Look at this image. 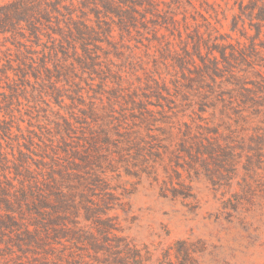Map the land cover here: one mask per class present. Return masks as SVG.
I'll return each instance as SVG.
<instances>
[{"label":"trees","instance_id":"1","mask_svg":"<svg viewBox=\"0 0 264 264\" xmlns=\"http://www.w3.org/2000/svg\"><path fill=\"white\" fill-rule=\"evenodd\" d=\"M199 2L0 0V53L4 39L18 47L21 27L39 40L38 25L49 22L52 14L61 15L62 10L72 15L80 12L79 19L72 24L76 30L72 37L62 30L54 34L67 42L68 38L73 39L71 49L76 50L77 64L85 71L103 74L99 77L100 90L93 91L100 97L99 102L89 104L85 97L90 95L85 96L82 87L71 80L69 94L56 91L53 84L49 85L51 81L38 84L43 87L41 90H27V80L39 79L42 72L54 80L55 72L48 68L49 64L57 69L59 77L65 75V70L49 62L48 56L59 54L56 47L43 46L45 51L37 66L29 64L27 58L20 61L18 70L11 62L4 72L0 70L4 76L12 72L26 84L23 90L8 85L1 95L0 162L6 167L11 163L2 140L12 139L13 125L20 133L14 137L23 143L19 142V158L13 167L19 187L5 182L0 188V211L5 212L0 214V233L26 227L25 234L17 235L18 244L11 245L20 248L18 245L24 244L41 251L42 254L33 253L35 257L41 256L37 264H152L153 254L125 235L118 213L128 212L129 198L144 175L159 181L157 165L167 154L170 170L161 186L164 196L174 198L194 197L190 175L202 169L215 179L228 167L238 168L244 158L248 170L262 164L264 132L259 129L264 123V0H241L240 15L235 20L245 22L246 17L256 19L258 24L254 35L246 26L240 30L233 25L230 31L236 37L222 34L217 26L219 21L216 19L214 24L204 16L198 9ZM115 28L123 37L153 28L147 47L155 61L156 74L150 72L144 81L138 78V84H134L112 63L104 67L98 62L92 47L97 43L112 45ZM160 29L166 30L173 42L168 35L158 37ZM154 43L158 46H152ZM120 50L116 49L115 57L123 62L128 60L129 69L133 68L134 56ZM67 70L66 77L73 79V70ZM161 71H165V76L159 79L156 75H162ZM130 85L134 86L132 90H128ZM31 97L36 104H47L49 97L67 98L72 109L81 106L79 112L88 125L76 132L80 117L70 111L67 118L53 109L51 115L47 111L42 116L56 127L60 137L57 147L46 146V156L41 167H37L45 169L42 179L29 166L30 155L22 147L30 151L35 139H41L36 128L43 126L28 122L24 130L18 124L24 121V113L18 110L19 115L15 114L16 104L20 106L22 98L29 101ZM149 99L159 103L155 110L145 104ZM117 107H130L131 113L116 119ZM37 111L40 114L45 110L37 107ZM72 135L78 137L74 144ZM12 155L16 157V152ZM54 155H64L67 164L62 165ZM46 159L53 166L48 167ZM198 251L193 242L179 241L159 256L158 264H199Z\"/></svg>","mask_w":264,"mask_h":264},{"label":"rangeland","instance_id":"2","mask_svg":"<svg viewBox=\"0 0 264 264\" xmlns=\"http://www.w3.org/2000/svg\"><path fill=\"white\" fill-rule=\"evenodd\" d=\"M245 2V5H247L248 2ZM240 3L241 0H200L198 9L204 16L210 18L214 24H216V19L219 21L217 26L222 34L236 37L237 35L230 31L232 26L235 25L240 30H243V27L246 26L249 33L254 35V27L258 24L256 19L249 20L244 17L245 22L240 19L238 21L235 20L240 15ZM80 16V12H75L72 15L65 10H62L61 15L58 13L52 14L49 22H43V24L38 25L39 40L21 27L19 29L21 37L17 41L19 42L18 47L5 43L6 40L4 39L1 42V51L3 52L0 53L1 72L5 71L10 62L18 70L22 65L20 61L24 62L27 58L30 59L29 64L34 63V66H37L40 61L39 58L43 57V52L45 51L43 46L56 47L59 54H54L53 57L48 56L50 58L49 62H53L58 69L62 68L65 70V75L59 77L60 75L56 73L57 69L49 64L48 68L55 72L54 80L48 79L47 75L42 72L39 79L30 78L27 80L29 83L27 90L30 92L41 90L43 87L38 84H49L48 82L51 81L52 83L50 82L49 85L53 84L56 91L62 92L63 95L64 93L69 94L72 90L71 83H69L71 80L82 87L85 96L86 93L90 95L85 97L89 104L99 102L100 97H97L93 91L100 90L98 88V84L101 82L99 77L101 76L102 78L103 74L97 75L85 71L77 64L76 58L78 55L76 50L71 49V41L73 39L68 38L69 41L67 42L63 36L60 37L54 34V32L62 30V33L72 37V34L76 32L72 24ZM198 20L202 21L201 17ZM180 21L182 22V18ZM190 22L194 23L192 19H190ZM182 26L183 23L180 27ZM152 30L153 28L141 30L143 35L133 31L131 36L125 34V37H123L120 31L115 28L110 39L113 46L106 43H97L95 47H92L93 52L97 53L98 62L102 66L105 67L112 63L115 65L113 67L115 70L123 71L122 75L126 76L134 84H138V78L144 81L146 75H150V72H153L152 74L157 72L153 66L155 61L150 57L147 47L151 44L149 39L153 38ZM163 34L168 35V39L173 42L174 39L169 37L170 35L166 30L160 29L157 32L158 37H162ZM8 38L10 41L15 42L10 37ZM37 42H41V45L38 46ZM6 44L8 47L5 46ZM152 46H158V43H154ZM176 47L180 50V47L177 45ZM78 49H80L79 45ZM116 49H121L126 55L131 54L134 56L132 59L134 62L130 61L134 65L133 68L129 69L128 60L123 62L115 57ZM154 51L155 48L153 47L151 55H153ZM79 53H82L81 49ZM68 68L73 70V79L66 77L69 71L67 70ZM161 72L162 75L161 73L156 75L159 79L165 76V71ZM105 76L107 75L105 74ZM113 76L115 74L109 75L107 78ZM117 76L120 77L118 74ZM11 84L21 90L26 85L19 81L12 72L7 76L0 73V101H3L1 95L5 93L7 86ZM32 86L36 88L32 89ZM129 87L130 89L128 90H132L134 86L130 85ZM144 94L147 95L146 93ZM140 95H142V92ZM21 102L22 105L18 106L16 104L17 107H15V114L19 115L18 110L24 113V117H22L24 121L18 123L19 126L23 127L24 130L28 126V122H32L39 128L43 126L42 129L36 128L37 135L41 139H35L34 145L30 146V151L25 149L24 146L22 147L24 153L30 155L29 162L31 165L29 166H32V169L35 170V175L42 179L45 169H38L37 167H41L42 163L40 164V162L46 156V153H44L48 149L46 146H49V148L57 147L60 138L56 127L49 124V121H45L42 116L46 115L47 111L51 115L50 110L53 109L54 112L60 111L61 115L67 118L69 116L67 113L70 111L69 113L73 116L80 117L79 122L81 124H76L78 126L76 132H82L84 126L88 125L84 118L82 119V113L79 112L81 106L77 107V109H72V102L67 98L56 100L49 97L46 98L47 104L43 102L36 104L32 97L29 101H25L22 98ZM145 104L151 110H155V105L159 103L154 99H149L148 104ZM37 107H42L45 111L39 114ZM130 109V107H117V112L114 114L116 119L121 118V114H130ZM13 126L14 134L12 139L6 138L7 142L2 140L3 148L5 153L9 154L11 163L6 167L0 162V188L5 182H13L19 187V182L17 181L19 177L13 175L15 172L13 167L19 158V142L21 144L23 140L20 141L17 137H14V135H20V133L16 131L17 125ZM43 131L44 134L46 132V135L42 133ZM259 131L264 132V123ZM72 136L71 143L74 144V142L78 141V137H75L77 135ZM158 144L160 143L158 142ZM13 152H16V157L12 155ZM57 157L62 165L67 164L64 155H54V158ZM164 157V161L157 165L159 181H154L151 175H144L134 194L129 198L128 212L126 214L118 213L123 222L125 235L153 254L152 264H158V258L165 250L168 251L176 243L183 240L196 244L199 249L196 255L199 264H264V156L262 164L258 165L259 168L253 169L254 171L248 170V167L245 166L246 158H244L242 161L240 160L238 168L228 167L218 173L215 179L210 177V173L206 169L200 170L197 174L192 173L190 175L194 187V197L192 198L164 196L161 184L168 176V171L170 170L167 169L170 163L168 154ZM46 162L49 163L48 167L53 166L51 161L47 160ZM180 172L182 171L180 170ZM0 214H5V212L1 210ZM24 228L26 227L21 226V228L18 227L3 234L0 233V264H37L36 260L41 258V256L35 257L33 254L36 252L42 254L41 251H37L35 248L27 247L24 244H19L20 248L11 245L12 243L18 244L17 235L19 233L25 234Z\"/></svg>","mask_w":264,"mask_h":264}]
</instances>
